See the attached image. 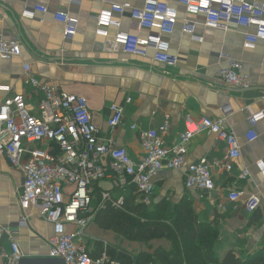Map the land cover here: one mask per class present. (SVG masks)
I'll use <instances>...</instances> for the list:
<instances>
[{
    "label": "crops",
    "instance_id": "obj_1",
    "mask_svg": "<svg viewBox=\"0 0 264 264\" xmlns=\"http://www.w3.org/2000/svg\"><path fill=\"white\" fill-rule=\"evenodd\" d=\"M163 1L184 16L178 0ZM117 2L126 8L114 14L119 27H109L108 36L104 38L95 34V16L103 6L102 0H0V34L5 39L14 36L21 39L19 56L0 58V101L22 94L28 110L37 108L42 93L26 83L24 66L28 65L30 74L41 83L85 97L92 122L101 136H111L117 146L126 147L135 162L141 160L144 151L136 132L129 126L153 129L168 115L170 127L164 141L171 146L184 131L186 116L192 119L221 117L223 106L229 105L231 113L226 124L241 145V157L234 169L225 172L215 168V187L211 192L186 188L187 165L203 157L214 163L226 152L225 144L213 134L200 132L188 144L183 167L163 169L155 177L151 207L161 200L171 207L188 205L199 223L208 224L217 232L220 259L232 252L248 264H264V205L252 213L244 207L248 196L264 191V180L254 165L259 159L264 161V119L255 126L258 137L251 142L245 138L251 114L264 107L263 42L247 48L243 28L233 24L207 27L204 17L198 15L191 18L194 35L183 32L179 21L168 37L171 52L179 58L177 65L155 63L150 52L146 57L125 55L112 44V39L118 30L146 34L130 17V8L141 7L143 0ZM37 5L45 6L47 12H36L32 18L24 16L26 9ZM59 10L67 11L78 21L77 32L71 40L64 39L62 24L53 18V13ZM219 52L242 63L250 88L243 90L214 82L213 77L221 65ZM127 97L131 98L130 102L125 101ZM112 104L124 107V125L110 133L107 120ZM246 166L249 178L240 179L239 174ZM22 183L21 172L0 154V224L12 233L23 256H47V238L52 234V225L33 209L24 211L19 207ZM97 187L110 190L113 196L120 195L106 179L99 181ZM232 190L242 192L236 202L227 198ZM23 217L25 224L21 223ZM86 232L88 235L82 241L92 253L97 243H102L106 249L117 247L130 254L148 251L143 243L120 240L115 232L100 229L95 223H90ZM1 247L4 251L10 250L7 236L3 237Z\"/></svg>",
    "mask_w": 264,
    "mask_h": 264
},
{
    "label": "built area",
    "instance_id": "obj_2",
    "mask_svg": "<svg viewBox=\"0 0 264 264\" xmlns=\"http://www.w3.org/2000/svg\"><path fill=\"white\" fill-rule=\"evenodd\" d=\"M102 8L95 16V34L106 38L108 28L119 27L114 14L121 13L126 6L117 0H102ZM184 9V16L163 0H143L141 7H131L130 17L145 35L118 30L112 44L118 46L125 55L141 57L151 53L153 62L175 66L178 56L170 50L168 37L180 21L183 32L194 35L193 16L202 15L207 27L233 24L243 28L247 48L259 41L264 46V0H178ZM195 6L196 11L191 8ZM45 14V6L26 9L24 16L32 18L35 13ZM55 21L63 26L65 40H71L76 32L78 21L67 11L53 13ZM21 54L20 36L5 39L0 34V58L8 59ZM220 67L214 75V82L238 89L250 88L249 76L243 71L240 61L225 52H219ZM25 81L42 93L37 108L28 110L22 94L0 101V154L9 164L18 169L23 178L19 207L33 209L44 221L52 225V234L47 238V256L59 258L65 264H122L107 254L106 246L97 256L83 244L88 235L86 229L94 215L106 206L123 209L125 192L133 187L138 194L137 201L146 208L153 204L155 177L163 169L183 167L188 144L200 132L213 134L225 144L224 156L214 163L206 158L186 166L184 184L186 188L202 193L211 192L214 187L213 170L225 172L234 169L241 157V145L237 135L227 126L226 118L231 107L222 108V116L217 118L200 117L184 119V131L179 134L177 143L168 146L164 136L170 127L169 116L153 129H139L129 126L137 134L144 151L139 162L130 157L126 147L117 146L111 136L103 137L93 124L85 97L60 91L53 84L41 83L30 74V67L24 66ZM209 87H212L208 85ZM131 98L127 97L126 102ZM111 116L107 125L112 133L124 125V107L110 105ZM264 119V107L251 114L249 130L245 133L248 141L258 136L255 126ZM254 165L264 180V161L257 160ZM240 179L249 178L248 167H244ZM108 180L112 189L120 191L113 196L110 190L99 189L101 180ZM71 188V189H70ZM96 188L100 193L95 203ZM242 192L232 190L227 198L238 201ZM264 205V191L251 194L244 201L245 210L254 212ZM22 224H25L23 217ZM4 236L9 239V251L2 250ZM0 256L2 264H19L22 251L12 233L0 224Z\"/></svg>",
    "mask_w": 264,
    "mask_h": 264
},
{
    "label": "trees",
    "instance_id": "obj_3",
    "mask_svg": "<svg viewBox=\"0 0 264 264\" xmlns=\"http://www.w3.org/2000/svg\"><path fill=\"white\" fill-rule=\"evenodd\" d=\"M138 194L133 187H128L125 192V204L123 209H115L111 206L99 210L93 217L91 224L95 223L100 229L111 230L128 241L147 243L154 238L166 237L181 239L187 246L185 251L179 253L175 248L167 250L157 247L153 250L141 251L130 254L124 249L107 247V254L122 264H248L228 252L220 259L216 247L217 232L208 224L199 223L188 205L176 206L172 213L181 219L180 226L173 230L165 218L162 209L169 207L165 200L157 202L151 210L136 202ZM100 193L96 188L95 203L99 202ZM177 247V240L175 241ZM104 246L96 244L92 256L99 255Z\"/></svg>",
    "mask_w": 264,
    "mask_h": 264
},
{
    "label": "rangeland",
    "instance_id": "obj_4",
    "mask_svg": "<svg viewBox=\"0 0 264 264\" xmlns=\"http://www.w3.org/2000/svg\"><path fill=\"white\" fill-rule=\"evenodd\" d=\"M166 204H169V203L166 202ZM147 209L151 210L152 207L147 208ZM174 209L175 208L171 206H169L167 209H164V208L162 209V213L164 214L165 218L171 217L170 219L167 220V222L168 224L171 225L173 230L177 229V227L180 226V223H181V219L176 217V214L174 215V213H172ZM117 236H118L117 238H119L120 240H123V241L125 240L127 242L132 243V241H128L127 238H125L124 236H120L119 234H117ZM176 240H177V247H175ZM176 240L171 239V238H166V237H160V238L157 237V238L150 240L147 243H143V245L145 247H148V250H152L153 248H157V247H164L167 250H171L175 248V250L179 253L184 252L187 246L183 243V240L181 239H176ZM141 244L142 243H140L139 245Z\"/></svg>",
    "mask_w": 264,
    "mask_h": 264
},
{
    "label": "water",
    "instance_id": "obj_5",
    "mask_svg": "<svg viewBox=\"0 0 264 264\" xmlns=\"http://www.w3.org/2000/svg\"><path fill=\"white\" fill-rule=\"evenodd\" d=\"M19 264H65L62 259L48 256H23Z\"/></svg>",
    "mask_w": 264,
    "mask_h": 264
},
{
    "label": "clouds",
    "instance_id": "obj_6",
    "mask_svg": "<svg viewBox=\"0 0 264 264\" xmlns=\"http://www.w3.org/2000/svg\"><path fill=\"white\" fill-rule=\"evenodd\" d=\"M206 2H207V0H201V3H206ZM191 10H192V11H196L197 9H196L195 6H193V7L191 8Z\"/></svg>",
    "mask_w": 264,
    "mask_h": 264
}]
</instances>
